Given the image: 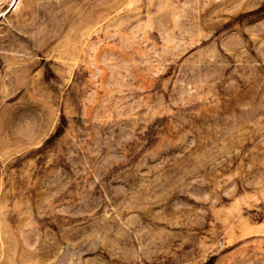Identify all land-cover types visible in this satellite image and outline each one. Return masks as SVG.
<instances>
[{
	"label": "rangeland",
	"instance_id": "rangeland-1",
	"mask_svg": "<svg viewBox=\"0 0 264 264\" xmlns=\"http://www.w3.org/2000/svg\"><path fill=\"white\" fill-rule=\"evenodd\" d=\"M0 264H264V0H0Z\"/></svg>",
	"mask_w": 264,
	"mask_h": 264
}]
</instances>
